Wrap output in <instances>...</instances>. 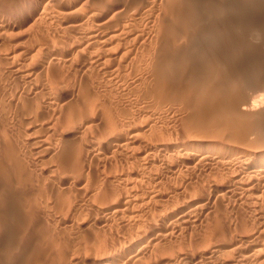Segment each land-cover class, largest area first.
<instances>
[{
    "label": "bare ground",
    "instance_id": "bare-ground-1",
    "mask_svg": "<svg viewBox=\"0 0 264 264\" xmlns=\"http://www.w3.org/2000/svg\"><path fill=\"white\" fill-rule=\"evenodd\" d=\"M197 1L79 0L72 6L68 1L64 8L74 10L67 15L62 9L66 14L61 17L69 36L36 39L41 46L26 49L23 42L18 51L9 48H14L12 41L0 40V130L12 125L26 137L21 153L10 132L3 135L10 158L5 180L13 178L27 195L0 187V264H25L41 247L30 264H264V157L236 159L215 146L190 144L194 139L179 146L169 141L172 136L165 142L157 133H164L158 130L160 118L157 124L152 114L162 104L188 97L196 109L194 119L202 120L207 109L202 102L209 98L206 105L215 108L217 86L228 82L216 81V4ZM24 7L10 9L23 13ZM11 26L12 21L0 17V32ZM246 47L253 48L251 43ZM235 79L233 83L240 81ZM257 86L264 92V82ZM114 89L121 90L115 91L120 97ZM129 95L135 96L133 102L131 97L122 103ZM228 107L235 108L233 103ZM238 114L232 137L261 130L260 120ZM181 172L192 180L182 183L185 188L176 198L187 200L160 213L156 182ZM122 178L139 184L145 194L110 185ZM97 185L106 202L94 224L128 218L123 224L138 226L139 234L132 240L127 233L130 242L124 244L109 240L97 255L69 254L64 236L53 230L78 211L67 191L88 194ZM228 199L255 214L253 226L239 219L238 229L231 227L237 234L231 236L215 220L210 231L200 229V234L194 227L192 232ZM146 209L158 214L146 217ZM196 219L200 221L194 224ZM181 230L182 239L176 236Z\"/></svg>",
    "mask_w": 264,
    "mask_h": 264
},
{
    "label": "rangeland",
    "instance_id": "rangeland-1",
    "mask_svg": "<svg viewBox=\"0 0 264 264\" xmlns=\"http://www.w3.org/2000/svg\"><path fill=\"white\" fill-rule=\"evenodd\" d=\"M37 1L38 0H0V17L4 19H9L10 21L13 22V27L11 26V27H6L5 29L3 28V31H2L3 33L0 32L2 33L1 36H3L0 38V40H2L3 42L4 40L5 42L7 40L8 43L12 41L10 44L14 46V48L9 45V48H11L12 51H18L22 47L23 49H26V47L27 48L40 47L41 45L40 44L37 45L36 43L37 40L39 41L40 39H43V38L53 39L52 36L53 35L56 36V34H60L66 37L70 35L71 31L66 30L65 32V30H63L64 20L62 17H64L63 16L64 14H66L67 12L69 13L70 10H74V9L64 8L66 4L65 2L70 1L72 3L70 5L72 6L78 3L79 0H67V1L66 0H57V1L56 0H41L42 3L40 7L35 5L37 4ZM199 1L202 4L206 3L205 5H207L208 3H212V2L216 4L215 5L216 62L218 63L216 64V81H221V82L228 81V82H226L225 84H219L217 86L218 90L216 91L217 95H216L215 108L208 107V105H206L208 103L209 98H206L202 102L205 106H207V109L205 111L206 116L202 120L194 119L193 114L196 109L187 103L188 97H185L184 99H178L176 101L168 102L166 104H162L159 109H157L159 106L156 107L157 110L154 108V111L156 110L157 112L156 111L155 113L154 111L153 112L151 111V112L152 114H154L153 116L154 119L157 118L156 119L157 124L159 123V120H160V123H159L160 125L158 124V130L162 129V131L164 132L162 133L161 131L160 132L157 131V133L159 135H162V138L165 140V142L174 143L176 146H179L180 143L185 140L192 141V139H194L193 143H190V144H197L195 142H200L198 144L203 145V146H215L229 153L230 156H233V158H236V159L244 158L247 156H252L254 158L255 157L257 158L259 156L264 157V92L260 90V88L258 89V86H257L259 83L264 82V52H263L264 51V0H212V1L210 0V2H208L209 0L207 1L199 0ZM55 4H57V6ZM44 5L46 6L45 7L46 11L41 10V7ZM23 6H25L24 9L26 10L23 13H13L12 10L10 9L12 7L19 8ZM54 7H55V10H54ZM51 8L52 10H54L53 12L52 10L50 11ZM62 9H64L65 12L67 10L68 11L64 13L62 12L64 11ZM49 11L50 13L51 12L52 13L51 14L48 13ZM40 15H43V17ZM44 16H47V18ZM38 34L39 36L37 37L39 39L36 38V35ZM9 36L13 40L10 39ZM7 37L9 38L7 39ZM15 41H16L17 46L15 45ZM23 42H24L23 44L24 46L22 45ZM248 43L249 44L251 43L253 48L251 49L247 48L246 44ZM21 45L22 47H19ZM17 47H19V49H17ZM234 47H237V49L234 50ZM236 50H238L239 52H237ZM251 62L252 63L254 62V64H252ZM255 62L258 64H256ZM261 67H263V69H260ZM235 78H237L240 81H238L237 83H233L234 82L233 80ZM192 85L196 86L197 88L199 87L198 82H193ZM255 86L257 87V89ZM118 89L119 88H117V90ZM117 90L114 89L113 90L114 93L116 91V93L119 92V94H121V90L120 91H117ZM116 93L114 94L115 97L117 95ZM119 94L117 95V97H120ZM129 97L130 98L126 97V99H123L124 101L122 100V103H127L131 99V97H133L131 99L133 102L135 96L129 95ZM229 103H233L235 106V108L231 109L230 111L228 109ZM133 110L134 109L131 110L132 113L134 114L137 113L136 115L143 116L142 114H140L141 110L137 111L135 109L134 112ZM161 110L162 112H160ZM239 112L240 113L242 112V114L240 115H246L248 116L249 119H252L253 121L260 120L259 121L260 123L258 122L257 123L261 125L259 128L261 130L257 131L258 133L257 132L255 133V131L247 132L242 137H238V138L232 137L230 135V131L233 128H235V126L234 125L232 126V124H234L233 122L236 123L235 120H238ZM149 114L152 115L151 113H148V115ZM145 115L148 116L147 113ZM215 122H216V126H213V123ZM0 123H2V120ZM5 126L8 128L7 130H5V127L4 129L0 130V187H4L3 189L1 188L3 191L6 190V187H7V190L8 189L10 190L9 192H11L12 190V192L16 193L17 195L21 196L23 194V197L26 199L27 195L25 191H23L20 187L17 188V184H18L17 181H15L12 178L11 183H8V182L6 183L5 178L7 176V173L9 172L7 170V165L10 162V158L8 157L9 154L5 151L6 143L5 141L2 140L4 133L9 131L10 136H13L14 141H17V144L19 147L18 152L22 151L21 153H25L26 147L25 146L23 147L22 143H25L26 137H24L21 134H17V132H20L19 129L11 130L12 125L6 124ZM163 126H165V128ZM20 129H21V132H23L22 130H24V128L20 127ZM165 132L170 135H167ZM12 133H15V134H12ZM166 135L167 137L169 136L167 139H165ZM260 138L262 139L261 141H260ZM19 145L22 146L23 148L22 147L20 148ZM22 149H24V151ZM255 152H258L259 155L253 156ZM131 164L132 166L135 165L133 161H131ZM37 165H41V163L39 162V164L37 163ZM46 167L47 166H45V168ZM1 168L3 170H1ZM34 170L35 169H32L33 175H35ZM158 171H160V169ZM183 173L182 175L178 174L177 176H175L176 178L178 177V179L167 178V179H162V180L160 179L159 181L156 182L157 186H159L158 189L160 191V192L158 191L157 193V195L160 196L158 200L160 201L162 200L161 201L162 207L159 209L160 213L162 212L165 213L167 208L171 206L170 204L173 205L174 203L175 205H180L184 203L186 197L184 198L182 197L184 200L181 197L180 198L182 200L177 199L176 193L177 192L180 193L179 190L180 191L182 190L183 188L182 186H184L183 184L186 182L188 183L189 182L188 179L190 178L192 180V177L189 175L188 177L186 174H184L185 176H187V179H186ZM122 179L124 181L122 180V181L116 182L112 180L113 184H110V185H113L115 187V184L117 183L116 187L123 186L128 192L136 191V193L138 192L139 195L145 194L146 192L145 189H143L139 184L134 185V183H131L132 182L131 180L125 179V178H122ZM146 180H147V177L144 176L143 181H146ZM164 189H167V191L166 190L164 191ZM2 190L0 191L3 192ZM101 191L102 189L100 185L95 186L93 188V191L88 194L85 192H83L82 194V192L79 193L78 191L76 192L74 190L67 191V195L70 198L69 199L70 204L78 205L77 206L78 214L72 213V216L65 217L64 220H61L58 226L56 227L54 226L53 230L56 233L58 232L60 236L62 237L64 236L65 241L69 245V249H68L69 254H79L82 257H87L89 256V254L97 255L99 254L98 251L102 247L103 243L107 241H108L107 243H109L110 241L111 242L116 241V243L124 244V243L130 242L129 241L130 239H128L129 236L127 233L129 234L132 233L130 234L131 236L130 238L137 237L136 233L139 234V232H137L138 226L123 224V223L125 224L127 223L128 218L127 219L124 218V221H122L123 219H120V218H118L120 220H116L117 218L116 219L114 218L115 221L114 222L112 221L114 224H112L111 222L104 223L101 225L94 224L95 222L93 219H95L99 215L101 210L105 207L104 202L106 201H102L100 198ZM24 194L26 196H24ZM84 197H86L85 198L86 200L83 199ZM171 197L173 199H171ZM165 198H167L168 200L163 201V199L165 200ZM180 201L182 203H180ZM221 205H220L221 208L220 206H217V208L215 209L214 217L212 216L213 214H211L213 213V211L210 213L211 215L209 214L208 216L209 218H207V216L204 217V220L207 219V222L204 221L206 224L203 222V220L200 221L196 219L194 221V224H196L199 221L201 223L200 224L197 223L196 226L191 227L192 232L195 229L194 227H196V229L199 231L197 232L196 230V233H200L201 231L205 232V230L207 231L209 227L211 229L213 226L212 224L214 223L215 220L216 221L218 220L220 222V223L216 222V225L224 224L223 227L228 229L229 234L231 233L230 234L231 236L232 235L235 236L237 234L235 229L236 228L238 229L239 219H241L243 222L250 223V226L254 225V222H255L254 215L255 214L252 213L250 209L246 208L244 204H238V202H236L235 200L228 199L225 202H223ZM262 206L264 209V198L262 199ZM141 211H142V208H141ZM151 212H153L155 215ZM88 213L89 215H91V217L88 215ZM95 214L97 215L96 217H94ZM157 214H158V210L152 211V209H150L147 211L146 217H149V216L155 217ZM142 217H144L143 214H142ZM144 220L145 219H143V221ZM116 225H117V228H116ZM144 225L145 224H143L141 227H143ZM200 225L204 228L206 227V229H202ZM225 225L228 227H226ZM229 225H231L230 228H229ZM233 226L234 228L235 227L236 228L235 229L231 228ZM122 229H124V231ZM232 229H234V231ZM182 231L184 232V230L177 232L176 236L179 235L177 236V238L182 239L183 237H185V235L183 236V234L180 233ZM126 235H127V239L125 238ZM121 239L122 241H120ZM1 240L5 241L3 239ZM4 245L5 244H2V247H1L2 250H5L7 247L6 245V247L4 248ZM41 248H38L39 251L44 249L43 247ZM37 250L35 254L37 253ZM31 254L30 256L32 258L29 260L33 261L35 259L34 257L35 254L33 256ZM49 254H50V251H49ZM30 261H28L25 264H30Z\"/></svg>",
    "mask_w": 264,
    "mask_h": 264
}]
</instances>
